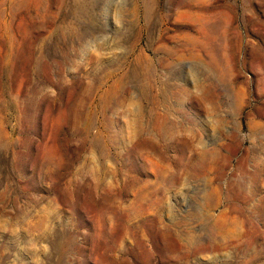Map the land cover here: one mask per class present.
I'll list each match as a JSON object with an SVG mask.
<instances>
[{
    "label": "rangeland",
    "instance_id": "rangeland-1",
    "mask_svg": "<svg viewBox=\"0 0 264 264\" xmlns=\"http://www.w3.org/2000/svg\"><path fill=\"white\" fill-rule=\"evenodd\" d=\"M0 264H264V0H0Z\"/></svg>",
    "mask_w": 264,
    "mask_h": 264
},
{
    "label": "bare ground",
    "instance_id": "bare-ground-1",
    "mask_svg": "<svg viewBox=\"0 0 264 264\" xmlns=\"http://www.w3.org/2000/svg\"><path fill=\"white\" fill-rule=\"evenodd\" d=\"M78 11V10H77ZM78 14V13H77ZM85 18V17H84ZM146 24V22H145ZM181 57V54L179 53H174L173 51H169L165 57V59L167 60H173V59H176V58H180ZM151 68V67H150ZM138 76V75H137ZM145 107V106H144ZM149 126V125H148ZM177 129V128H176ZM152 135V134H151ZM168 135V134H167ZM176 141V140H175ZM183 142V141H182ZM185 147V146H184ZM219 247V246H218ZM216 249V248H215Z\"/></svg>",
    "mask_w": 264,
    "mask_h": 264
}]
</instances>
